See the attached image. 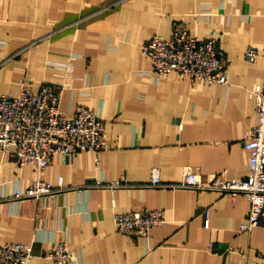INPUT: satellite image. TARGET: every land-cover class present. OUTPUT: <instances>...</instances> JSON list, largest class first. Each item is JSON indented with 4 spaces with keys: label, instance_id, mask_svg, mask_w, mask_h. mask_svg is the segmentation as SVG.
I'll list each match as a JSON object with an SVG mask.
<instances>
[{
    "label": "crops",
    "instance_id": "obj_1",
    "mask_svg": "<svg viewBox=\"0 0 264 264\" xmlns=\"http://www.w3.org/2000/svg\"><path fill=\"white\" fill-rule=\"evenodd\" d=\"M183 22L201 39L221 37L230 87L190 81L178 72L151 74L141 46ZM254 48L251 62L246 51ZM71 65L73 76L61 66ZM264 79V0H0V94L44 82H68L61 108L98 111L108 148L57 153L38 173L0 152V245L31 246L30 264L65 241L67 264H264V217L250 234L249 202L210 191L136 186L86 189L95 180L166 185L186 169L204 178L240 180L249 173L244 135L257 123L250 92ZM40 177L64 187L39 200H12ZM162 210L165 223L147 236L118 232L114 215ZM209 210L205 227L204 211ZM231 250V251H229Z\"/></svg>",
    "mask_w": 264,
    "mask_h": 264
},
{
    "label": "built area",
    "instance_id": "obj_2",
    "mask_svg": "<svg viewBox=\"0 0 264 264\" xmlns=\"http://www.w3.org/2000/svg\"><path fill=\"white\" fill-rule=\"evenodd\" d=\"M141 51L152 65L156 79L171 72L180 73L190 81H202L208 86L216 84L230 87L227 74L228 61L221 37L201 39L191 35L183 22L173 20L167 36H152L141 46ZM258 57L254 48L246 51V58L253 62ZM67 77L73 76L71 65L61 66ZM68 82H44L38 91L23 87L16 96L0 94V152L9 153L15 163L22 167L32 165L40 174L57 153L68 157L85 150L101 152L108 148L104 137L105 124L97 110L78 105L72 115L61 108ZM255 101L257 123L242 139L249 153V173L240 180L218 175L203 177L193 169H186L179 183L166 185L161 182L158 169L154 168L148 183L133 185L126 177L116 181L95 180L86 189L172 187L193 191H210L229 194L232 199L244 197L249 202V215L240 232L250 234L264 217V79L251 92ZM64 187L62 178L58 186L38 177L23 190L16 188L12 200H39L53 196ZM209 210L204 211L205 227L209 226ZM162 210L145 209L129 213H116L114 222L118 232L127 235L147 236L151 229L165 223ZM231 251V250H229ZM246 264H258L243 252ZM45 256L55 264H67L74 256L65 241H59L46 251ZM31 246L10 242L0 245V264H30Z\"/></svg>",
    "mask_w": 264,
    "mask_h": 264
}]
</instances>
